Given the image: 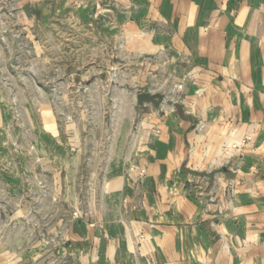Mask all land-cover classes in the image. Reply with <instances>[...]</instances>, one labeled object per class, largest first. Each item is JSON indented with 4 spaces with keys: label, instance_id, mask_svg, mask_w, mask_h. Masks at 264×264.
Segmentation results:
<instances>
[{
    "label": "crops",
    "instance_id": "obj_1",
    "mask_svg": "<svg viewBox=\"0 0 264 264\" xmlns=\"http://www.w3.org/2000/svg\"><path fill=\"white\" fill-rule=\"evenodd\" d=\"M35 4L40 20L73 19L107 41L124 36L154 59L149 71L164 72L142 73L145 92L163 101L142 105L148 113L136 133L110 145L103 167L97 169V141L87 150L85 141L78 145L81 158L89 153L87 177L97 186L82 204L76 186H64L66 201L81 212L58 219L62 263L264 264V0ZM245 137L246 148L225 154ZM37 146L49 170L63 160L72 178L82 166L66 144L59 151V139ZM52 258L23 234L0 241V264Z\"/></svg>",
    "mask_w": 264,
    "mask_h": 264
},
{
    "label": "rangeland",
    "instance_id": "obj_2",
    "mask_svg": "<svg viewBox=\"0 0 264 264\" xmlns=\"http://www.w3.org/2000/svg\"><path fill=\"white\" fill-rule=\"evenodd\" d=\"M35 9V0H0V241L26 235L33 246L53 252L48 264H63L58 219L81 212L66 201L64 186H76L81 204L93 199L90 189L97 186V179L87 177L89 153L81 158L78 145L85 141L87 150L97 141V169L103 167L110 145L132 137L148 113L136 99L146 93L142 73L164 72L152 66L149 71L154 59L148 61L122 35L107 41L73 19L40 20ZM51 138L60 140V152L66 144L82 159L73 179L63 160L55 171L47 168L37 145ZM248 142L245 137L233 143L229 153Z\"/></svg>",
    "mask_w": 264,
    "mask_h": 264
},
{
    "label": "water",
    "instance_id": "obj_3",
    "mask_svg": "<svg viewBox=\"0 0 264 264\" xmlns=\"http://www.w3.org/2000/svg\"><path fill=\"white\" fill-rule=\"evenodd\" d=\"M136 99L138 104L151 103L154 107H158L163 101V95L146 92L138 94Z\"/></svg>",
    "mask_w": 264,
    "mask_h": 264
},
{
    "label": "built area",
    "instance_id": "obj_4",
    "mask_svg": "<svg viewBox=\"0 0 264 264\" xmlns=\"http://www.w3.org/2000/svg\"><path fill=\"white\" fill-rule=\"evenodd\" d=\"M244 142H245V141H243V144H244ZM239 145H241V144H239ZM236 147H237L236 145H233V146H232V148H236ZM229 151H230L229 147L224 148V152H225V154H228ZM229 171H230L231 173H235L237 170H236V169H233V168H230ZM212 187H213V188H212ZM212 187H211L212 190H214V188H215V182H213ZM231 187H232V183H231V184H228V186H226V190H228V191L231 190ZM208 201H209V202H215V201H216V199H215V197L213 196L212 192L209 193Z\"/></svg>",
    "mask_w": 264,
    "mask_h": 264
}]
</instances>
